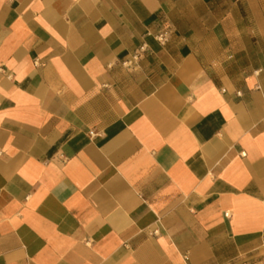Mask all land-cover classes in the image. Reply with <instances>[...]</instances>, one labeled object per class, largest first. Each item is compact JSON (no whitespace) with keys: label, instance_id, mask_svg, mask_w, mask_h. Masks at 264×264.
Returning <instances> with one entry per match:
<instances>
[{"label":"crops","instance_id":"obj_1","mask_svg":"<svg viewBox=\"0 0 264 264\" xmlns=\"http://www.w3.org/2000/svg\"><path fill=\"white\" fill-rule=\"evenodd\" d=\"M0 264H264V0H0Z\"/></svg>","mask_w":264,"mask_h":264},{"label":"built area","instance_id":"obj_2","mask_svg":"<svg viewBox=\"0 0 264 264\" xmlns=\"http://www.w3.org/2000/svg\"><path fill=\"white\" fill-rule=\"evenodd\" d=\"M170 33L169 31L158 32L153 35V39L160 45H165L169 40ZM147 51V46L145 44L141 45L137 50L133 52V54L123 61L121 65L125 68H134L141 57ZM111 67V66H109ZM92 135V133H90Z\"/></svg>","mask_w":264,"mask_h":264}]
</instances>
